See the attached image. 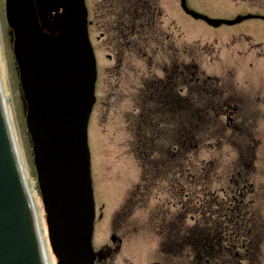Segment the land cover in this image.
<instances>
[{
    "label": "rangeland",
    "instance_id": "rangeland-1",
    "mask_svg": "<svg viewBox=\"0 0 264 264\" xmlns=\"http://www.w3.org/2000/svg\"><path fill=\"white\" fill-rule=\"evenodd\" d=\"M181 2L182 0H163L159 4L162 12L159 23L161 30H164L163 38H166V43H163V66L170 69L173 64L172 57L166 56L170 40L167 35L171 36L179 48L188 46L189 49L194 47L195 50H201L209 47L211 51L200 57L202 69L212 65L216 76L232 78L237 89L249 96L250 106L258 108L259 112L237 116L241 119L239 130L227 129L225 132V119H217L216 124L213 120L209 124L206 118V123L200 130V135L204 136L200 138L206 140L202 143H178V117L163 116V143H135L134 132L128 124L134 109L129 95L134 78L146 75L145 64L140 63L144 60H141V56L137 58L127 54L132 61L137 62L135 74H130L125 67H117L115 61L107 60V56L112 53L106 44L96 40L98 32L92 30L100 75L96 91L97 102L88 132L96 206L93 249L97 258H101L98 264L160 262L163 258L160 253L162 240L163 244L170 246L166 242L167 238H161L160 229L156 227L159 223L155 221L159 214V202L156 200L158 191L152 193L151 200L140 197L139 202L132 195L136 187L142 188L145 185L141 179L143 164L138 160L140 155L153 157L152 162L146 165V171L163 179L152 180L155 182L152 187L163 186V212L173 221L180 220L179 227L183 231L191 230L193 223L189 216L184 223V210L169 204L171 192L167 189L170 185L167 181L169 179L164 177L165 174L167 177H179L180 187L185 188L188 186L186 178L192 173H198V178L201 176L199 187L202 184V187L214 189L229 186L231 174L235 180L243 175L248 179L250 187L264 193V19L254 18L264 17V0H185L186 8L202 19L185 13ZM36 5L42 30L52 37L59 35L63 20L68 15L66 1L61 0V7L48 14L51 16L43 15L39 0H36ZM205 19L220 23L211 24ZM238 19L241 20L235 22ZM14 44V32L6 17V0H0V74L14 134L39 213L50 263L57 264L49 242L47 214L39 189L33 144L27 129L28 108L21 87ZM137 59L140 60L139 63ZM108 73L111 74L110 79ZM185 118L188 119L189 116ZM207 127L215 130L216 143L209 140V130L205 137L206 133L203 131L207 132ZM184 129L186 131L188 126ZM257 141L260 143H256ZM161 157L163 164H159ZM155 161L158 163H154ZM183 191L187 192L188 188ZM101 213L103 217L100 219ZM167 226L163 223L164 229L167 228L165 236L172 228ZM113 235L118 241H122L120 246L112 244ZM259 252L262 256L260 255L258 263L264 264V244ZM225 262L224 259L210 257L209 260L204 259L202 264ZM165 263L191 264V259L172 256Z\"/></svg>",
    "mask_w": 264,
    "mask_h": 264
},
{
    "label": "flooded vegetation",
    "instance_id": "flooded-vegetation-1",
    "mask_svg": "<svg viewBox=\"0 0 264 264\" xmlns=\"http://www.w3.org/2000/svg\"><path fill=\"white\" fill-rule=\"evenodd\" d=\"M161 1L85 0L89 37L94 52L92 30L98 32L96 40L106 44L112 53L107 56V60L115 61L117 67H125L130 74H135L137 62L132 61L127 54L137 58L141 56V60H144L140 62L137 59L138 63L145 64L146 75L134 78L129 95L134 109L128 124L134 132L135 143H163V116L178 117V143L206 141L200 138L204 137L200 135V130L206 123V118L209 124L213 120L216 124L217 119H225L224 132L227 129L239 130L241 119L237 116L252 115L259 112V109L250 106L249 96L237 89L232 78L216 76L212 65L202 69L200 57L211 51L209 47L201 50H195L194 47L189 49L188 46L179 48L171 36L167 35L170 40L166 56L172 57L173 64L170 69L163 66V43H166V38H163L164 30H161L159 23L162 15L159 8ZM181 5L184 9L182 2ZM185 13L191 15L187 11ZM258 17L264 19L263 16L254 18ZM185 57L188 59H183ZM97 71L96 91L100 77L98 62ZM108 77L111 78L110 73ZM186 116L189 118H185ZM185 126H188L186 131ZM206 130L207 132L203 131L206 133L205 137L210 131L209 140L216 143L215 130L210 127ZM138 157L143 164L141 179L145 185L142 188L136 187L132 195L139 202L140 197L151 200L152 193L158 191L156 200L159 204L156 206L159 214L155 221L159 223L156 227L160 229L161 238L164 236L167 238L166 242L170 243V246L163 244L162 240L160 253L163 258L160 262L151 264H166L165 260L172 256L190 258L191 264H202L204 259L209 260L210 257L224 259V264H259L262 256L259 251L264 244V193L261 190L250 187L248 179L243 175L235 180L231 174L229 186L214 189L202 187V184L199 187L201 176L198 178V173H192L186 178L188 186L185 188L180 187L179 177H167L165 174L170 185L167 189L171 192L169 204L184 210V223L188 216L193 223L191 230L183 231L179 227L180 220L173 221L163 212V186L152 187L155 185L152 180L163 179L146 171V165L152 162L153 157ZM159 164H163V157ZM209 177L212 178V175L209 174ZM187 188V192L183 191ZM102 217L101 213L99 218ZM163 223L172 227L166 236L164 234L167 228L164 229ZM147 226L149 227V223ZM170 235L172 236L169 238ZM111 242L120 246L122 241H118L113 235ZM100 259L96 256V264Z\"/></svg>",
    "mask_w": 264,
    "mask_h": 264
},
{
    "label": "water",
    "instance_id": "water-1",
    "mask_svg": "<svg viewBox=\"0 0 264 264\" xmlns=\"http://www.w3.org/2000/svg\"><path fill=\"white\" fill-rule=\"evenodd\" d=\"M65 1L68 15L55 37L42 30L36 0H6V17L15 37L52 252L57 264H96L88 130L96 103L97 61L85 0ZM182 4L202 19L187 10L185 0ZM40 7L51 14L59 10L61 0H40ZM2 94L0 82V264H47Z\"/></svg>",
    "mask_w": 264,
    "mask_h": 264
},
{
    "label": "bare ground",
    "instance_id": "bare-ground-1",
    "mask_svg": "<svg viewBox=\"0 0 264 264\" xmlns=\"http://www.w3.org/2000/svg\"><path fill=\"white\" fill-rule=\"evenodd\" d=\"M39 2H40V0H39ZM52 14V13H51ZM0 82H1V90H2V92H3V98H4V101H5V104H6V106H7V99H6V95H5V89H4V86H3V82H2V78H1V74H0ZM8 107V106H7ZM7 111H8V115H9V118H10V123H11V129H12V131H13V135H14V138H15V143H16V147H17V156H20L19 158H20V161H21V164H22V166H23V169H24V174H25V176H26V183H27V188H28V190H29V193H30V196H31V199H32V201H33V205H34V208H35V212H36V214H37V221H38V226H39V230H40V233H41V236H42V241H43V244H44V247H45V256H46V262H47V264H51L50 263V259H49V252H48V249L46 248L47 247V244H46V240H45V237H44V233H43V229H42V225H41V221H40V217H39V213H38V211H37V208H36V206H35V202H34V198H33V193H32V187H31V185H30V182H29V178H28V175H27V172H26V170H25V167H24V165H23V158H22V156H21V153H20V150H19V147H18V144H17V140H16V136H15V132H14V129H13V125H12V122H11V117H10V112H9V109H7Z\"/></svg>",
    "mask_w": 264,
    "mask_h": 264
},
{
    "label": "trees",
    "instance_id": "trees-1",
    "mask_svg": "<svg viewBox=\"0 0 264 264\" xmlns=\"http://www.w3.org/2000/svg\"><path fill=\"white\" fill-rule=\"evenodd\" d=\"M42 13H43L44 16H51V15H48V14H46V13H44V12H42Z\"/></svg>",
    "mask_w": 264,
    "mask_h": 264
}]
</instances>
